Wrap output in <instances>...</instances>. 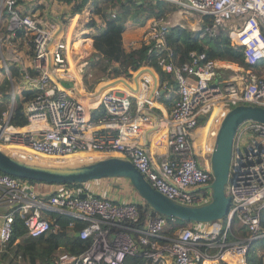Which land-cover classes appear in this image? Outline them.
I'll return each mask as SVG.
<instances>
[{"label": "built area", "instance_id": "obj_1", "mask_svg": "<svg viewBox=\"0 0 264 264\" xmlns=\"http://www.w3.org/2000/svg\"><path fill=\"white\" fill-rule=\"evenodd\" d=\"M174 1L211 21L201 36L227 31L230 44L240 46L245 61L257 68L235 64L239 75L223 80L219 66L234 63L196 50L179 61L168 43L165 19L153 17L140 39L130 44H150L149 52L157 50V66L174 76L176 96L146 63L130 71L140 72L136 83L123 74L115 77L122 85L119 90L88 91L84 72L95 49L91 32L82 29L80 11L44 21L32 11L22 13L17 0H0V13L5 10L9 17L6 35L0 37V76L6 70L12 81L13 64L29 83L12 86L15 91L0 120V149L23 162L29 161L23 155L43 157L50 164L28 163L51 166L119 156L167 197L187 205L208 201L210 155L222 118L237 104L264 107V0ZM26 43L25 51L21 45ZM82 91L94 106L86 109ZM19 101L27 120L15 124ZM99 107L104 113L93 118ZM85 185L31 182L0 172V250L11 240L16 213L30 237L61 230L57 216L62 215L70 219V233L76 221L83 222L75 233L89 244L80 253L58 247L50 264H123L128 256L152 264H250L251 243L264 238V123L246 121L234 138L224 227L217 224L220 220L193 222L169 233L166 228L174 217L155 212L141 220L139 204L144 202L119 200Z\"/></svg>", "mask_w": 264, "mask_h": 264}, {"label": "trees", "instance_id": "obj_2", "mask_svg": "<svg viewBox=\"0 0 264 264\" xmlns=\"http://www.w3.org/2000/svg\"><path fill=\"white\" fill-rule=\"evenodd\" d=\"M87 0H81L74 7V11H80L82 6ZM98 4V10L101 11V16L105 18V25L97 27V33L93 37V45L95 51L93 52L92 65L102 74L113 75L115 77L125 75H131L130 71H136L142 63L151 65L160 76L162 81H171L173 90L172 95L176 96L177 83L172 74H167L157 66V50L153 49L148 51L150 44H142L138 48L126 51L122 43V33L125 29L126 23L131 14L138 15L143 13L145 17H165L166 11H174L178 9V4L171 0H121L118 4H115L112 0H99L95 2ZM117 6V9H114ZM115 11V16H109V11ZM73 11V12H74ZM5 14V13H4ZM202 21L200 22L198 30H192L189 28L181 27L179 24H170L168 27V43L174 48V51L179 54V61L187 59L189 51H205L207 57L225 60L228 62L236 63L244 68H257L256 65L251 66L245 61L244 53L240 46L230 44L227 36V31L219 29L215 35H203L201 33L207 24L211 21L207 16L202 15ZM165 19V18H164ZM91 24H95L93 21ZM2 33L5 34V29H2ZM11 75L14 77L18 75V71L13 64ZM98 79V78H97ZM97 79L93 82L95 84ZM8 81H4L0 85V120L3 117V113L8 107V94L6 88ZM92 87V85L90 86ZM27 95L30 94L26 91ZM22 109V103L19 101L16 107V116L13 119L15 124L25 122L27 119L20 111ZM104 113V108L99 107L94 109L91 113L93 118H98ZM31 182L35 180L27 179ZM70 186H76L83 183H64ZM141 212V220L148 217V214H155L154 211L148 213L146 203L139 204ZM57 221L61 224V230L52 231L46 235L38 237H30L26 235V227L23 224L22 217L16 213L13 222V233L11 240L7 242L2 250H0V264H50L52 258H54L58 247L63 246L66 250L73 253H80L87 248L88 240H83L78 236H75V232L83 226V222L76 221L74 232L70 233L72 229L67 227L70 219L66 216L58 215ZM187 223H193L192 221H183L175 218L174 221H170V227L166 228L169 233L178 226H184ZM260 223L264 227V208L260 213ZM19 240L15 244H12L14 240ZM258 248H264V238L254 241L250 245L248 252V261L250 264H264L263 257L256 255ZM123 264H152L146 259L140 256H128L125 258Z\"/></svg>", "mask_w": 264, "mask_h": 264}, {"label": "water", "instance_id": "obj_3", "mask_svg": "<svg viewBox=\"0 0 264 264\" xmlns=\"http://www.w3.org/2000/svg\"><path fill=\"white\" fill-rule=\"evenodd\" d=\"M169 85L171 81H168ZM250 120L264 123V107L237 104L222 118L210 155V198L201 205L182 204L167 197L155 189L130 160L114 155L79 165L51 166L20 161L0 149V172L46 183H83L104 177L127 178L154 212L183 221L212 222L224 218L229 210L230 196L225 188L230 176L234 138L240 126Z\"/></svg>", "mask_w": 264, "mask_h": 264}, {"label": "crops", "instance_id": "obj_4", "mask_svg": "<svg viewBox=\"0 0 264 264\" xmlns=\"http://www.w3.org/2000/svg\"><path fill=\"white\" fill-rule=\"evenodd\" d=\"M80 1L81 0H17L16 7L22 13L32 11V13L38 14L42 20L52 21L55 18V16H58V15L63 16L65 14L72 13L75 10L74 9L75 5L79 3ZM96 1L99 2V0H87V2L82 6L80 10V17L82 18V25H83L82 29L84 32H91L90 35H92L93 37L97 33V27L105 25L104 24L105 18L101 16V11L98 10V4L95 3ZM112 1H114L115 4H118L121 0H112ZM114 9H117V6ZM3 12H5V10H3L0 13V21L1 22L5 21L2 29H5V33H6L9 17L8 15H5ZM111 13L112 11H109L108 15L110 16ZM152 18H153L152 16L145 17L144 14L142 15L138 14L136 16L133 13L130 15L126 23L125 29L122 33V43L126 51H129L131 49H134L136 47L138 48L141 46L138 44H130V42L140 39L142 33L148 27ZM92 21L95 24H91ZM3 35L4 36L1 38H4L6 34H3ZM27 49L28 48L25 47L23 50L26 51ZM92 55L93 53L89 55V59H90L89 65H92V60L94 59ZM219 67H220L219 73H218L219 79H223V80L229 79L230 77L237 75L238 73V70L235 64H229L227 66L222 64ZM17 71H18V75L14 76V78H16L22 84L18 86L20 87L28 86L29 83L22 78L21 72H19L20 70L17 69ZM90 71L91 73H93V70L90 69ZM86 72H87V68H86ZM126 76H127L128 82L133 81V83L134 82L136 83L137 80H140L141 74L140 72L139 73L137 72V73L126 75ZM98 77L99 78L97 79V82L95 83V85L93 84L94 86L90 87V88H93V90H109V89L119 90L121 89L122 85L120 84V81L117 78H115V76L110 75V74H107L104 76V74H102L101 76H98ZM3 81H4L3 78L0 76V85ZM169 88L170 89L168 92L170 93L172 98L175 97L172 95L173 93V90H171L172 82ZM0 97H1V94H0ZM170 102H171V99L169 100L168 103ZM148 144L149 142L147 143V145ZM164 150H166V148ZM97 155H101V154L97 153ZM89 182H91V185H88V186H92V185L96 186V184H98L100 181L99 182L88 181L86 184H88ZM116 193L117 192H115L114 194L112 193V196H115L117 198L119 197L120 199L125 198L126 200H131L137 203L144 202L143 199L137 194V192L134 189L132 190L126 189L123 195L116 194ZM263 253L264 252L262 248H258L256 250L257 256H260V255L262 256Z\"/></svg>", "mask_w": 264, "mask_h": 264}, {"label": "rangeland", "instance_id": "obj_5", "mask_svg": "<svg viewBox=\"0 0 264 264\" xmlns=\"http://www.w3.org/2000/svg\"><path fill=\"white\" fill-rule=\"evenodd\" d=\"M173 2H175L174 0H171ZM176 4H178V9L174 10V11H166L165 13V22L167 24V26H169L170 24H179L181 25V27H184V28H189V29H192V30H198L199 28V25H200V22L202 21V16L200 13L192 10V9H189L187 8L185 5L183 4H180V3H177L175 2ZM5 13V12H3ZM143 13H139V15H142ZM4 23L5 21L1 22L0 21V37H3L4 35L2 34V27L4 26ZM28 47L29 44H25V45H21L22 48L24 47ZM236 64V63H234ZM11 69H12V66L10 65ZM10 69V70H11ZM91 70H93V73H91ZM85 70V69H84ZM91 73V74H90ZM264 73V71H263ZM100 72L96 70L95 68V65H89L87 67V72L85 71L84 72V82H85V85H86V88L88 91L90 90H93V88H90V86H94L93 85V82L99 78ZM3 80H7L8 81V85H7V88H6V93L8 94V104H10V97H11V94L12 92H14V87L12 88L13 85L17 86V85H22L20 83V81H18L16 78L13 77V80L11 81L10 77L8 76L6 70H3L2 71V76ZM22 79V78H21ZM22 88H25V87H22ZM27 160L25 161H28V162H35V163H42V164H50V163H47V161L45 160H42V162L39 161L38 158H32V159H29V158H26ZM93 181H97L99 182L98 184H96V187L99 188V191L101 194L103 195H112V193L114 194L115 192H117L116 194H124V192L126 191V189H134L133 186L131 185L130 181L127 179V178H117V177H104L102 179H99V180H93ZM88 182V181H87ZM87 182H83L84 184H86ZM90 183V184H89ZM87 185H85L84 187H87L88 185H91V182H89ZM70 186V185H69ZM72 187V186H71ZM74 188H79V187H74ZM119 200H126L125 198H122V199H119ZM217 221V220H216ZM225 221L226 219L222 218L220 219V222H217V224H221L222 227H224L225 225ZM190 225V223H187L186 225ZM263 249V252H264V248ZM262 257H263V260H264V253L262 254ZM19 264H23L22 263H19Z\"/></svg>", "mask_w": 264, "mask_h": 264}, {"label": "bare ground", "instance_id": "obj_6", "mask_svg": "<svg viewBox=\"0 0 264 264\" xmlns=\"http://www.w3.org/2000/svg\"><path fill=\"white\" fill-rule=\"evenodd\" d=\"M237 75H239V73H237ZM82 93H83V99H84V103H85V107H86V109H88V107H92V106H94L95 105V103H93V102H89L88 100H87V98L85 97V92L84 91H82ZM100 154V153H99ZM25 158H29V159H32V158H38L39 159V161L40 162H42V160H45L43 157H39V156H34V157H29V156H26V155H23ZM19 158H20V156H18ZM20 159H22V160H25L24 158H20ZM35 163V162H34ZM39 163V162H38ZM216 263V262H215ZM214 263V264H215Z\"/></svg>", "mask_w": 264, "mask_h": 264}]
</instances>
